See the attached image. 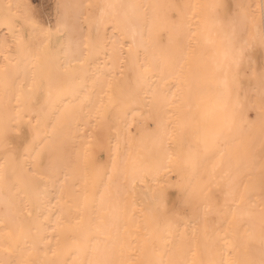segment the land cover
Listing matches in <instances>:
<instances>
[{"label": "snow or ice", "instance_id": "obj_1", "mask_svg": "<svg viewBox=\"0 0 264 264\" xmlns=\"http://www.w3.org/2000/svg\"><path fill=\"white\" fill-rule=\"evenodd\" d=\"M0 10L12 34L0 41V91L7 97L0 101V209L15 223L0 230V249L11 251L23 239L30 256L44 239L40 219L53 201L39 190V176L57 190V205L68 203L56 224L74 234L72 264H264V0H58L54 27L28 3ZM13 68L24 72L18 84ZM157 78L163 84L152 86ZM40 97L43 103L33 102ZM143 103L159 113L148 155L127 125L128 113ZM252 109L257 116L246 118ZM23 124L33 129L32 142L13 136ZM42 124L49 131L37 145ZM105 150L110 163L101 159ZM173 171L174 178L162 177ZM213 188L223 193V210L210 202ZM172 196L196 210L194 217L170 209ZM211 215L219 219L210 232ZM25 216L34 228H25Z\"/></svg>", "mask_w": 264, "mask_h": 264}, {"label": "bare ground", "instance_id": "obj_2", "mask_svg": "<svg viewBox=\"0 0 264 264\" xmlns=\"http://www.w3.org/2000/svg\"><path fill=\"white\" fill-rule=\"evenodd\" d=\"M58 2V0H57ZM64 2L68 3V4H76V3H84V4H103L106 2H111V3H159V4H167L169 2H176V3H185L187 2V0H64ZM201 2H208V0H201ZM233 2L235 3L236 0H233ZM244 3H252L254 6L259 3V0H243ZM25 3L31 4L30 0H0V5H23ZM17 10L15 8H13V12H16ZM20 11H23V9H21ZM4 15V11L0 10V26L1 29H7V32L9 33V35L12 38V34L9 30V27L7 26V24H5L2 20ZM161 17L163 18V10H161ZM56 23V19L53 23V27L55 26ZM17 24V28L16 30L19 31L20 28H18ZM166 24L163 22V19L161 20L160 23V37L166 42L167 41V31H166ZM84 31L82 33V35L79 36V39L81 41V43H84L85 40L84 38L87 37L88 35V24L84 23L83 25ZM0 29V41H3L6 38V33L2 32V30ZM107 32V42L110 44L111 40L110 37L112 35V26L109 25L106 29ZM25 35H28V32L26 30ZM92 35L93 37L96 36V29L95 27H93L92 29ZM101 36L105 35V29L101 28V32H100ZM116 35H120V33H116ZM11 38H7L9 40H11ZM52 47L55 49L56 47H58V43L56 41L53 42ZM259 57V56H258ZM101 61L104 60V57H100ZM257 59V58H256ZM6 63V61L4 60V56L3 54H0V64ZM91 71V69L89 70ZM12 76L13 78H17L16 79V83L18 84L20 82V80L23 79L24 77V72L23 69H21L19 72H17L14 68H13V72H12ZM158 76V74H157ZM171 83V82H170ZM157 84L162 85L163 81L159 80L157 78V80L153 81V85L155 86ZM147 88V90L150 92L151 91V87L146 85L145 86ZM192 87L193 89H195L197 87L196 83L193 82L192 83ZM184 89L187 88V86H183ZM172 89L173 91H176L175 89V85L172 84ZM243 94V93H242ZM172 92H169V96L171 97ZM176 96H177V103H179V98L181 96V92L180 91H176ZM7 97L3 94L2 91H0V101L6 100ZM15 100V97L13 96V101ZM34 103H43V97H40L38 99V101H33ZM173 111H178L176 109H173ZM257 116V112L255 110V116L254 118ZM245 117L247 118V112H245ZM159 118V113L152 107H150L147 103H143L141 105H138L135 107L134 111H130L127 115V125L130 126V130L135 133L137 135V137L140 138V142L138 143V148L140 150V152L144 155H148L149 152L153 149V140H152V135H153V130L156 129L157 127V119ZM253 118V119H254ZM137 124V126H133L134 124ZM245 127L247 128V124H245ZM47 131H49V129H45L43 127V124L41 125V129H40V135L39 137H37V145H39V143H42L43 138L46 136ZM256 131L258 132V126ZM34 131L32 128H30L27 124H23L20 126V131L19 132H15L13 133V136L18 138V141L21 144H25V143H29L33 141V137H34ZM114 135V134H113ZM115 141L113 140V143ZM22 150V148H21ZM256 151L257 154H259V143L257 141L256 143ZM46 156V153H45ZM101 159L105 162H109V152L107 150H105L103 153H101ZM205 166H210V161L206 162ZM176 175V173L173 171L171 173H165L162 172V177H167L168 179H172L174 178ZM36 181H37V185L39 187V190L41 192L46 191L49 196H51L52 201H53V206L51 207V209L47 208V205L45 204V211H44V215L41 217L40 219V223L41 225H43V227L40 230L39 235L42 236L44 239H39L37 238L35 243H36V248L37 251L33 252L30 256L27 255V253L23 252L22 249L25 248V241L23 239H21L19 241V245H14L13 249L11 251H4L3 249H0V258L2 259H7L13 262V264H16L17 261L21 260V259H26L30 262V264H45V262H53V261H57V260H63V261H67V264H72V261L76 258V251H75V244L73 243V233L67 229H61L57 227L56 224V214L59 213L61 210L64 211L65 215L68 214V203H64L61 205H57L56 204V189H54L51 185V183L41 179L39 176L36 177ZM45 184H47V188H45ZM259 192L257 190L256 192V196L258 197ZM64 200L68 201V194L67 192L65 193L64 196ZM173 200V199H172ZM210 202L213 204L214 207L220 208L221 210L224 209V205H225V199L223 196V193L220 189L217 188H213L212 189V194H211V198H210ZM168 205H169V201H168ZM169 208L172 209L169 205ZM175 211H180L182 213L186 214V217H194V213L196 210L192 209V208H188V209H183L179 206H177L176 209H172ZM219 219V217L215 216V215H211L208 217V222H209V231L211 232L214 228L215 223L217 222V220ZM24 226L25 228H34L35 225L32 224L31 219L28 218L27 216H25L24 218ZM5 227H15V223L14 221L5 216L4 212L2 209H0V230L4 229ZM59 236V247L60 250L58 252L57 255H52V251L51 249H54L57 247V237ZM50 240V244L48 243V241ZM32 240H29L27 242L28 245L32 244ZM218 248L222 247L221 244L217 245ZM47 249V252H46ZM119 258V257H117ZM205 259H207V254H204ZM217 258H220L219 254L217 255ZM226 258V257H225Z\"/></svg>", "mask_w": 264, "mask_h": 264}, {"label": "rangeland", "instance_id": "obj_3", "mask_svg": "<svg viewBox=\"0 0 264 264\" xmlns=\"http://www.w3.org/2000/svg\"><path fill=\"white\" fill-rule=\"evenodd\" d=\"M31 1V6L33 11L35 12L37 18L42 19L43 21L46 22V24H51L53 25L55 19H56V4L57 0H30ZM229 3H234L233 0H228ZM19 28V25H18ZM1 29V26H0ZM2 32L6 33V38H11L9 33L7 32V29H1ZM26 32V31H25ZM259 56V57H258ZM257 58V59H256ZM262 57L259 52L255 54L254 57V62H255V67L258 69L260 64H261ZM248 80L244 81L245 86L248 85ZM254 83V81H253ZM247 115L250 118H254L255 116V109L247 111ZM134 127L137 126L135 123L133 125ZM169 192H172V189H168ZM173 199V200H172ZM169 205L172 209H176L178 206V203L175 201V197L172 196L169 198Z\"/></svg>", "mask_w": 264, "mask_h": 264}]
</instances>
